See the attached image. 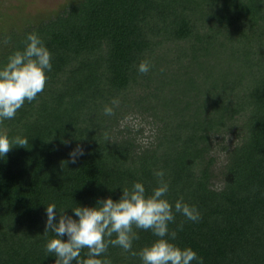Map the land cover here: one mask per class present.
<instances>
[{
    "label": "trees",
    "instance_id": "trees-1",
    "mask_svg": "<svg viewBox=\"0 0 264 264\" xmlns=\"http://www.w3.org/2000/svg\"><path fill=\"white\" fill-rule=\"evenodd\" d=\"M3 26L0 61L35 30L52 70L44 91L0 123L29 139L0 158V264H53L46 204L74 216L70 207L116 200L136 180L150 192L158 168L169 201L200 212L196 222L175 214L177 244L203 264H264V0H67ZM136 116L148 120L145 145L123 124ZM133 227L134 250L155 239ZM104 257L141 264L119 246Z\"/></svg>",
    "mask_w": 264,
    "mask_h": 264
},
{
    "label": "clouds",
    "instance_id": "clouds-1",
    "mask_svg": "<svg viewBox=\"0 0 264 264\" xmlns=\"http://www.w3.org/2000/svg\"><path fill=\"white\" fill-rule=\"evenodd\" d=\"M51 61L49 48L35 30L26 33L22 49L13 50L6 60L0 61V123L13 119L26 101H34L44 91L52 70ZM150 67L147 60L136 65L139 73H147ZM118 104V98H113L111 105L104 106V114L111 116ZM28 143V137L10 138L6 131L0 130V158L5 157L12 146L25 147ZM83 154V148L78 145L69 153L71 162L75 163L76 157ZM153 175L157 181L150 192L142 181L136 180L130 187L121 188L122 194L116 200L108 196L97 199L94 206L70 207L74 216L66 214L65 210L58 211L57 215L56 203L46 204L44 246L47 253L54 254L53 264H112L109 258H102L109 245L138 256L141 264H192L193 261L203 264V257L191 246L181 247L175 242L177 230L169 229L176 213L196 222L200 219L199 210L183 197L174 203L169 201V183L164 179V169H154ZM133 226L151 231L155 239L134 250L133 241L138 240L139 235ZM83 249L86 251L81 256Z\"/></svg>",
    "mask_w": 264,
    "mask_h": 264
},
{
    "label": "rangeland",
    "instance_id": "rangeland-1",
    "mask_svg": "<svg viewBox=\"0 0 264 264\" xmlns=\"http://www.w3.org/2000/svg\"><path fill=\"white\" fill-rule=\"evenodd\" d=\"M67 0H0V24L6 26V22H14L24 16H33L36 18H43L54 13L60 5L64 4ZM123 124H127V128L132 135L138 129L142 132L138 133L137 143L145 145L148 141L150 132L148 120L144 122V118L136 116L135 120H124ZM122 125V124H121ZM122 127V126H121ZM217 154H220L219 152ZM222 157H219V161ZM218 172V169L215 170ZM219 182H216L217 188Z\"/></svg>",
    "mask_w": 264,
    "mask_h": 264
}]
</instances>
